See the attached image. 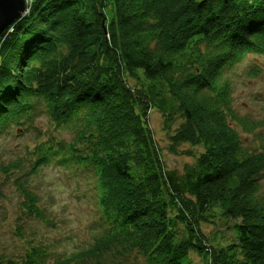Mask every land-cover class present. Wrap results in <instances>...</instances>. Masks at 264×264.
<instances>
[{"label": "trees", "instance_id": "obj_1", "mask_svg": "<svg viewBox=\"0 0 264 264\" xmlns=\"http://www.w3.org/2000/svg\"><path fill=\"white\" fill-rule=\"evenodd\" d=\"M253 55L264 56V0H29L0 39V138L42 114L71 134L37 143L32 169L53 159L92 168L103 227L53 262L31 245L0 250V264H195L192 252L204 264H264V138L250 149L233 125L255 128L234 107L233 83ZM151 109L169 151L194 157L182 171L166 166ZM14 185L23 213L49 222L31 181L18 173ZM217 209L238 222L215 247L201 224Z\"/></svg>", "mask_w": 264, "mask_h": 264}, {"label": "rangeland", "instance_id": "obj_2", "mask_svg": "<svg viewBox=\"0 0 264 264\" xmlns=\"http://www.w3.org/2000/svg\"><path fill=\"white\" fill-rule=\"evenodd\" d=\"M128 80L132 85L138 82L131 77ZM233 83L234 107L241 118L255 128L247 131L239 123L233 125L245 146L258 149L264 138V56H250L238 65L233 73ZM148 123L168 168L182 171L186 163L194 161L193 156L169 151L170 131L164 128L161 113L151 109ZM49 138L70 142L72 135L56 129L45 114L36 118L33 127L27 131L15 127L0 138V165L12 160H21L22 163V169L10 176L0 171V250L19 255L29 246L37 245L41 253L46 254V260L53 262L58 257L86 248L103 226L97 204L98 179L92 168L53 159L33 171L34 157L28 152ZM180 149H191L195 154L204 151L202 145L191 147L184 144ZM18 173L29 179L34 191L41 196L49 222H41L23 213L20 207L22 198L14 185ZM260 177L261 194L264 195V172ZM218 212L217 209L213 222L201 224L209 244L215 247L234 239L238 222V219L224 217ZM191 257L195 264H204L196 253L192 252ZM133 258L124 263L134 264Z\"/></svg>", "mask_w": 264, "mask_h": 264}, {"label": "water", "instance_id": "obj_3", "mask_svg": "<svg viewBox=\"0 0 264 264\" xmlns=\"http://www.w3.org/2000/svg\"><path fill=\"white\" fill-rule=\"evenodd\" d=\"M29 10V0H0V39Z\"/></svg>", "mask_w": 264, "mask_h": 264}]
</instances>
